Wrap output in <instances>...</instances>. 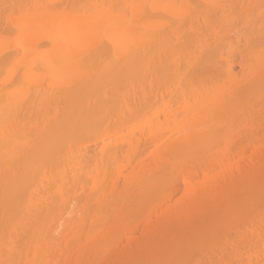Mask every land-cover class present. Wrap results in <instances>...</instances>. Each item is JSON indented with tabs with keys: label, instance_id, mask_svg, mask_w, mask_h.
<instances>
[{
	"label": "bare ground",
	"instance_id": "bare-ground-1",
	"mask_svg": "<svg viewBox=\"0 0 264 264\" xmlns=\"http://www.w3.org/2000/svg\"><path fill=\"white\" fill-rule=\"evenodd\" d=\"M263 132L264 0H0V264H264V202L192 241Z\"/></svg>",
	"mask_w": 264,
	"mask_h": 264
},
{
	"label": "rangeland",
	"instance_id": "rangeland-1",
	"mask_svg": "<svg viewBox=\"0 0 264 264\" xmlns=\"http://www.w3.org/2000/svg\"><path fill=\"white\" fill-rule=\"evenodd\" d=\"M246 127H247V126H246ZM254 127H257V126H254V125H253L252 128H254ZM244 128H245V127H244ZM245 129L248 131L249 127L245 128ZM261 129H262V128H261ZM246 130H244V131H245L244 133H246V135L248 136L249 133H248ZM257 130H258V129H257ZM257 130H256V131H257ZM253 131L255 132L254 134L257 133V132L255 131V128L253 129ZM261 131H263V130H261ZM250 132H251V131H250ZM261 133H262V132L259 133L260 135H258V137L262 135ZM263 133H264V132H263ZM254 134H251V135L248 137L249 139H248V138L246 139V140H248V143H250V141H251L250 144H251V146H252L251 149L254 148L253 151H255V150L257 149V148H256L257 145L259 146V145H262V143H264V139H263L264 137L261 139V141H260V139H259V141L256 142V140H258V139H255V137H257V136L254 137ZM246 135H245V136H246ZM242 136L244 137L243 133H242ZM242 136H241V137H242ZM252 136L254 137V139H252ZM263 136H264V134H263ZM243 137H242V140L244 139ZM259 138H260V137H259ZM249 140H250V141H249ZM262 140H263V142H262ZM243 141H244V140H243ZM243 141H242V143H243ZM244 142H245V141H244ZM261 142H262V143H261ZM244 145H245V143H244ZM245 146H247V144H246ZM245 146H244V147H245ZM248 146H249V147H246V148H247L248 153H249V151H251V149H250L251 146H250L249 144H248ZM258 146H257V147H258ZM242 147H243V144H242ZM244 147H243V148H244ZM249 149H250V150H249ZM247 150H246V151L244 150V152L246 153ZM248 153H247V154H248ZM251 154H253V153H251ZM251 154H249L248 157H249V156L254 157V158H252V159L254 160V159H255V155L253 156V155H251ZM245 155H246V154H245ZM246 156H247V155H246ZM251 157H250V158H251ZM257 160H258V159H257ZM254 162H257V161L255 160ZM238 187H239V189L236 187V189H238V190H237L238 192L235 190V191H236L235 195H234V196L232 195V198H233V197H236V198H234L233 202L231 201L232 203L229 202V203H231L230 205H229V204H226V206H227L228 208L230 207L231 209H230V208H229L230 210L227 209V207H226L225 205H223V206L220 205V207L218 208V210L220 209V211H221V212H218V214L220 213L219 215H221L222 212H224V209H225V208H226L225 211H226V213H228V214H225V213H224L225 215L223 216V214H222V215H221L222 217L216 215V216H218L219 220H218V219H216V220L213 219L214 221H212V218H215V214H217V213H215L214 215H212L213 217L211 216L210 219L207 220V221H210V222L212 221V222H213L212 224L210 223L211 226L215 224L214 227L212 226L213 229H212V228H209L211 231L213 230V231L211 232L212 234H210V231H209L210 236L213 237V238H211V237H210V239L208 238V237H209V234L207 233V232H208V231H207L206 234L208 235V237L206 238V237H205V234H203L204 237L202 236L203 238L206 239V241H205V239H203V238L200 236V237H201V241H199L200 239H199V240H196V241H197V243H196V241H194V240H193L194 238H193L192 241L195 242L194 245H195V244L198 245L199 242L201 243L200 245H206V244L210 245L209 242H210V243L213 242V241L215 242V241L217 240L216 238L220 237L222 234H223V236H224L226 233H228L229 230H227L228 228H227L226 226L228 225V223H229L230 220H231L232 222H237L239 219L243 218V216H244V217L247 216L246 214H250V212L252 213L253 211H255V209L257 208V206H258V208H260L259 205H260L261 203L264 202V188H263V187H264V184H263L262 186H260V187H257V188H256V186H255V187H254L255 189H253V188H249V187H247L245 184H244V185H240V186H238ZM249 189H250V190H249ZM257 189H259V190H257ZM233 190H234V189H233ZM240 190H241V192H240ZM256 190H257V191H256ZM258 192H259V193H258ZM242 193H243V194H242ZM254 193H255V194H254ZM230 194H231V193H230ZM230 194H229V195H230ZM251 194H252V197L250 196ZM256 195H257L258 197H257ZM259 195H260V196H259ZM254 196H256V197H254ZM229 197H231V196H229ZM259 197H260V198H259ZM261 197H262V198H261ZM232 198H231V199H232ZM258 198H259V199H258ZM231 199H230V200H231ZM259 201H261V202H259ZM257 202H258V203H257ZM231 205H232V206H231ZM256 205H257V206H256ZM247 206H248V207H247ZM223 207H224V208H223ZM258 208H257V209H258ZM222 210H223V211H222ZM252 210H253V211H252ZM216 211H217V210H216ZM248 211H250V212H248ZM202 213H203V212H202ZM200 215H201V214H200ZM200 215H199V216H200ZM228 215H229V216H228ZM242 215H243V216H242ZM203 216L205 217L204 213H203ZM203 216H201V217H203ZM226 216H227V217H226ZM206 217L208 218L207 215H206ZM206 217H205V218H206ZM224 217H225L226 219H225ZM199 218H200V217H199ZM221 218H222V221H223V222H224V220H225V222H228L227 225H226L225 222H224L225 224L221 222ZM229 218H230V220H229ZM231 218H232L233 220H232ZM200 219H201V218H200ZM223 219H224V220H223ZM227 220H228V221H227ZM236 220H237V221H236ZM231 221H230V222H231ZM216 222H217V224H216ZM220 222H221V224H220ZM205 223H206V222H205ZM208 224H209V223H208ZM218 224H219V225H218ZM223 224L226 225V226H224ZM175 225L177 226V224H175ZM176 226H174L173 229H176V228H175ZM216 226H217V227H216ZM228 226H229V225H228ZM177 227H179V228L176 229L175 232H176V233H180L181 230H183V227H182L181 225H178ZM215 227H216V228H215ZM206 228L208 229V227H206ZM222 228H223V229H222ZM216 229H217V231H219L218 233H217ZM218 229H219V230H218ZM225 229H226V231H225L226 233L224 232ZM177 230H178V231L180 230V232H178ZM214 230H215L216 232H215ZM213 232H214V233H213ZM221 232H222V234H221ZM223 232H224V233H223ZM230 232H231V231H230ZM213 234H214V235H213ZM228 234L230 235V233H228ZM231 235H232V233H231ZM214 236H216L215 239H214ZM211 239H212V241H211ZM213 239H214V240H213ZM193 242H192V243H193ZM203 242H204L205 244H204ZM206 242H207V243H206ZM202 243H203V244H202ZM212 244H214V243H212ZM195 246H196V245H195ZM206 246H207V245H206ZM203 247H204V246H203ZM203 247H201V248H203ZM193 251H195V250H193ZM201 251H202V253H203V250H202V249H201ZM202 253L200 252L201 255H202ZM196 254H198V252H197ZM194 255H195V254L193 253V256H194ZM198 255H199V254H198ZM201 255H200V256H201ZM195 256H196V255H195Z\"/></svg>",
	"mask_w": 264,
	"mask_h": 264
}]
</instances>
